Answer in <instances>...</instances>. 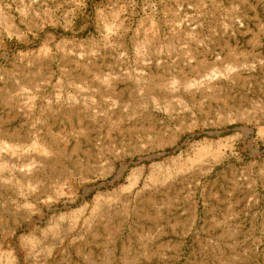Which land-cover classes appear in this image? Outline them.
I'll return each instance as SVG.
<instances>
[{
  "label": "rangeland",
  "instance_id": "obj_1",
  "mask_svg": "<svg viewBox=\"0 0 264 264\" xmlns=\"http://www.w3.org/2000/svg\"><path fill=\"white\" fill-rule=\"evenodd\" d=\"M0 264H264V0H0Z\"/></svg>",
  "mask_w": 264,
  "mask_h": 264
}]
</instances>
